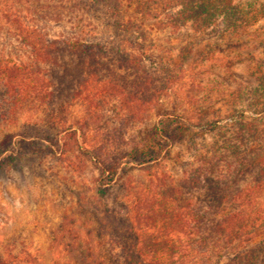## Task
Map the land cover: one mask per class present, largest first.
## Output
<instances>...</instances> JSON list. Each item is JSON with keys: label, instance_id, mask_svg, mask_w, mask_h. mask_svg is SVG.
<instances>
[{"label": "trees", "instance_id": "16d2710c", "mask_svg": "<svg viewBox=\"0 0 264 264\" xmlns=\"http://www.w3.org/2000/svg\"><path fill=\"white\" fill-rule=\"evenodd\" d=\"M9 1L12 3L7 5V0H0V27L23 53L3 52L0 45V121L16 124L20 114L30 109L40 111L43 117L23 121L16 134L3 136L0 169L15 159L8 154L14 137H19V151L39 153L37 140L49 144L50 132H74L60 125L64 123L62 112L75 99L90 105L95 100L104 104L110 98L124 105L139 101L137 97L148 87L152 97L168 92L175 80L167 74L164 62L157 63L161 64V76L152 80L151 75L145 76V50L137 42L143 38L136 16L141 6L145 8L142 18H156L157 11L169 14L172 4L179 8L172 17L182 25L190 23L199 32L221 20L222 35L229 37L239 38L256 24H264V0H27L24 5ZM52 18L68 20L64 33L50 34L39 24ZM237 40V50L250 49V44ZM246 61L253 67V79L236 89L232 105L237 108L245 102L247 110L236 111L228 128L221 127L220 142L204 155H197L198 165L178 182L165 177V173L157 174L165 189L159 191L146 211L148 215L143 213L138 189L127 196L129 205H123L126 197L120 199L122 207H127V216L120 232H116L114 249L119 253L110 254L120 258L122 264H264V45L261 55L249 54ZM75 69L79 81L61 98L55 72L64 77ZM130 69L142 75L124 86L99 76L103 71ZM126 88L130 92L125 93ZM229 111L234 114V110ZM160 112L165 118L123 157H142L157 165L166 147L185 138L188 128L184 119L176 121V114ZM116 167L103 169L96 195H106ZM196 191L203 195L198 201L193 196ZM110 238L114 242L116 237ZM14 257L0 256V264H11Z\"/></svg>", "mask_w": 264, "mask_h": 264}, {"label": "rangeland", "instance_id": "374dc122", "mask_svg": "<svg viewBox=\"0 0 264 264\" xmlns=\"http://www.w3.org/2000/svg\"><path fill=\"white\" fill-rule=\"evenodd\" d=\"M18 1L27 3V0ZM11 3L7 0L5 4ZM170 8V15L157 11L156 18L152 15L142 18L144 6L136 13L143 32V38L137 42L145 50L142 59L147 70L145 76L151 75L150 80L161 76L158 69L161 64L157 63L164 62L167 74L175 80L167 93L152 97L148 87L139 96L146 103L137 97L139 101L134 99L124 105L110 98L104 104H97L95 100L90 105L75 99L62 112L64 123L60 125L69 126L74 132L61 133L58 129L50 132L49 144L44 139L37 140L39 153L19 151V137H14L8 154L15 159L0 169V256L17 255L10 258L11 264H26L23 261L122 264L120 258L111 255L119 253L114 249L118 242L116 232H120L127 216V207H122L120 199L126 197L123 205H129L127 196L138 189L144 202L143 213L148 215L146 211L159 191L165 189L157 174L162 172L176 182L181 180L191 167L198 165L197 155H204L220 142L221 127L228 128L236 111L247 110L245 102L237 108L232 105V94L242 83L252 82L253 67L246 61L247 55H261L264 24H256L239 38L222 35L225 33L221 20L199 32L190 23L182 25L172 17L179 8L172 4ZM152 9H157V5ZM55 20L45 19L39 24L50 34L64 33L68 20ZM11 37L0 27L3 52L21 55L20 45ZM237 39L250 44V49L237 50L234 47ZM55 73L60 84L59 96L64 98L79 81L78 72L72 70L64 77L58 70ZM140 75L130 69L103 71L99 76L116 80L121 86ZM124 92L130 91L126 88ZM160 110L176 114V121L180 117L184 119L188 128L185 138L166 147L157 165L142 157L135 160L123 157L165 118L160 117ZM39 112L35 109L22 112L16 124L0 121V141L5 134H16L23 121H39L43 117ZM116 166V176L106 195H96L103 169ZM193 196L196 201L203 197L199 191ZM110 235L116 237L114 242Z\"/></svg>", "mask_w": 264, "mask_h": 264}]
</instances>
